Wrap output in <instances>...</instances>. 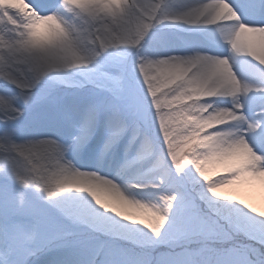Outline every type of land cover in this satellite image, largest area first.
I'll use <instances>...</instances> for the list:
<instances>
[{"label": "snow or ice", "instance_id": "obj_1", "mask_svg": "<svg viewBox=\"0 0 264 264\" xmlns=\"http://www.w3.org/2000/svg\"><path fill=\"white\" fill-rule=\"evenodd\" d=\"M264 0H0V264H264Z\"/></svg>", "mask_w": 264, "mask_h": 264}, {"label": "bare ground", "instance_id": "obj_2", "mask_svg": "<svg viewBox=\"0 0 264 264\" xmlns=\"http://www.w3.org/2000/svg\"><path fill=\"white\" fill-rule=\"evenodd\" d=\"M262 190V192H261ZM239 195L244 198L246 202H250L256 206H264V187L259 183L254 186H245L239 190Z\"/></svg>", "mask_w": 264, "mask_h": 264}, {"label": "rangeland", "instance_id": "obj_3", "mask_svg": "<svg viewBox=\"0 0 264 264\" xmlns=\"http://www.w3.org/2000/svg\"><path fill=\"white\" fill-rule=\"evenodd\" d=\"M261 192H262V190H261ZM239 194V193H238Z\"/></svg>", "mask_w": 264, "mask_h": 264}]
</instances>
